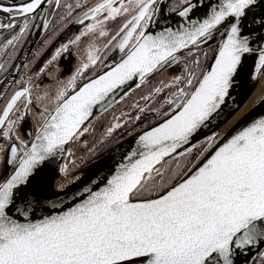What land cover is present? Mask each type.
I'll return each instance as SVG.
<instances>
[{"label": "snow or ice", "instance_id": "snow-or-ice-1", "mask_svg": "<svg viewBox=\"0 0 264 264\" xmlns=\"http://www.w3.org/2000/svg\"><path fill=\"white\" fill-rule=\"evenodd\" d=\"M161 3L0 0V35L11 33L0 55L32 27H49L45 6L65 8L62 21L86 8L72 21L82 29L39 73L89 41L55 94L36 97L52 107L37 108L43 122L30 140L18 129L34 106L32 87L22 85L0 112V264H264V115L228 138H199L235 89L264 76V0H177L169 11L181 22L154 33ZM164 73L131 119L154 118L110 173L67 202L45 196L48 163L73 155L66 145L90 131L95 110ZM124 123L116 117L105 138ZM59 171L67 175L69 164Z\"/></svg>", "mask_w": 264, "mask_h": 264}, {"label": "flooded vegetation", "instance_id": "flooded-vegetation-1", "mask_svg": "<svg viewBox=\"0 0 264 264\" xmlns=\"http://www.w3.org/2000/svg\"><path fill=\"white\" fill-rule=\"evenodd\" d=\"M165 1L166 9L170 13L169 9L177 4V0ZM4 2L9 3L11 2V0H4ZM66 2L75 5V3H77V0H66ZM96 2H98V0H87L88 5L94 4ZM85 10L86 8L77 9L73 12V15L71 17L62 21L61 17L64 16L67 11L65 8L55 10L52 7L45 6L44 11L47 12V16L45 18L50 22V24L47 29H44L42 27L41 34L32 45V49L30 50V52L27 54H23L25 47L29 42H31L36 27H32L29 34L15 47V49L9 48L7 50V54L0 55V63H4L6 65L5 70H0V112H2L4 106L11 99L12 95L17 90H19L22 85L30 86L33 89L32 98L34 106L30 107L25 121L22 122L18 129L21 138L25 140H30L34 136L36 128L39 127L43 122V118L40 115V112L37 111V108L42 110V108L46 104H48L50 108L52 107L49 104L48 100L38 101L36 97L43 96L46 92L49 94V97L54 95L57 89L61 87L62 83L66 82L68 77L79 66L81 61L86 58L85 49L89 42L87 39L83 40L80 43L79 47L71 46L69 52L64 53L55 62H53V64L48 65L44 73H39V69L47 65V61L55 53L56 49L59 48L62 44L66 43L68 40L73 39L75 35L78 34L79 30L82 29V25L73 24L72 21H75L77 17L81 16L82 12ZM39 22H41V19L38 17L36 20V24L38 25ZM109 27L115 29L116 25L112 24ZM10 35L11 33L5 30L3 34L0 35V44H2L7 38H10ZM105 42V40L97 41V43L101 47ZM104 55L108 56V53H104ZM111 59L112 57L108 56V60L110 61ZM20 60H22L21 67L12 78V71ZM100 71L101 68L98 65L95 69L90 70L86 75L95 76ZM157 77L158 75L154 79L150 78V82L144 86L140 98H138L136 101L124 102L123 105L119 107V109L122 111V114H128L127 116L123 115L124 117H127V123L124 124L121 130H116L109 138H105V130H102V133H104L103 136L97 139L96 142H94L88 149H85L83 151V160L81 163L84 164L82 166L73 169V164L71 163V161H69L70 158L66 154L63 165L65 163H70L69 173L67 175L72 174L74 171L96 160L97 157H95L94 154L97 152V148L109 145L117 141L120 142L121 140L140 131L143 124L148 123L151 119L154 118L153 114L149 112L147 114V118L140 122H134L131 119L137 114V110L134 105L138 103L139 105L143 106L145 104V101L141 99V97L147 95L150 90L154 88L161 80ZM29 79L31 80L30 84L28 83ZM129 93L123 96V99H125ZM123 99H120L117 103H121ZM18 103L19 106L23 108V101ZM113 106H111L104 113H107L111 108H113ZM156 107H158V101L150 102V109ZM10 116L12 119H15L16 113L10 114ZM27 133H30L31 136L26 135ZM124 135L126 137H123ZM0 144H4V146L7 147V142L2 139H0ZM88 151L90 152L88 153ZM10 171L11 169H9V172Z\"/></svg>", "mask_w": 264, "mask_h": 264}, {"label": "water", "instance_id": "water-1", "mask_svg": "<svg viewBox=\"0 0 264 264\" xmlns=\"http://www.w3.org/2000/svg\"><path fill=\"white\" fill-rule=\"evenodd\" d=\"M158 19L160 23L151 29L154 33L160 30L165 25L169 24L173 28H176L177 25L181 22V18L178 17L175 13H169L167 11L165 0H163V2L161 3V13ZM41 24L42 22L38 23V25ZM41 30L42 26L36 27L31 42L27 44L23 54H27L30 52V50L32 49V45L40 36ZM21 64L22 60H20L16 64L14 70L12 71V78L14 77V74L20 69ZM256 86L257 84L253 85L252 82L249 81L244 87H238L237 89H235L232 93L231 99L228 100L227 104L222 107L220 112L212 119L208 126L202 129L201 133L199 134V138L203 139L206 136L212 135L218 129L225 126L246 104ZM133 89L134 86L119 90L116 93V102H114L112 106L121 99V96H125ZM104 112V110L97 108L95 110L94 118L91 119V123ZM262 115H264V97L254 103L252 107H250L245 113L240 115L232 124H230L218 137V139L221 136L228 138L230 135L234 134L235 131H238L240 128L247 126V124L251 123L254 119ZM139 133L140 131L122 140L107 152H105L103 155H101L99 158L70 175L62 174L59 171V168L63 166L64 158L67 153H65L62 157L58 156L54 160L50 161L47 165V168L45 169V175L48 177V185L44 195L54 201L59 198L60 200H64L65 202H67L71 199L74 193L82 190L85 186L94 187L91 181L94 179H99L100 175H108L111 169H113L114 166L118 162H120L124 154L128 152L129 148L134 146L133 141L136 139ZM69 146L70 144L66 145V148L68 149ZM62 177L69 179V181L60 184L59 179H61ZM77 177H79V179H76ZM242 259L244 258H241V260Z\"/></svg>", "mask_w": 264, "mask_h": 264}, {"label": "rangeland", "instance_id": "rangeland-1", "mask_svg": "<svg viewBox=\"0 0 264 264\" xmlns=\"http://www.w3.org/2000/svg\"><path fill=\"white\" fill-rule=\"evenodd\" d=\"M167 77H168V73H164L163 75H158L157 78L165 79ZM144 86H142L140 89L134 88L132 90V92H130L126 96V98L122 100L121 103H116L113 106V108H111V109H115V108H117V109H115V110L110 109L107 113H103V115H101L100 117H98L97 119H95L91 123L90 131L88 133H86L83 137H81L80 140L74 141L70 144L68 149L73 153V155L71 157H69L70 158L69 161H75V165H73V169L78 168L84 164V163H81L83 160V157H82L83 151L85 149H88L94 142H96L97 139H99L100 137L103 136V134L106 132L107 128L110 127L115 122L116 117H121L122 123L126 120L127 117L123 116L122 111L119 109V107H121L124 102L136 101L138 98H140L141 92L144 89ZM124 124H126V123H124ZM102 130H105L104 133H102ZM120 130H121V128H120ZM123 137H126V136L124 135ZM92 149H94V148H92ZM90 151H88V153ZM69 165H70V163H69ZM2 178H3V176L1 175L0 179H2Z\"/></svg>", "mask_w": 264, "mask_h": 264}, {"label": "bare ground", "instance_id": "bare-ground-1", "mask_svg": "<svg viewBox=\"0 0 264 264\" xmlns=\"http://www.w3.org/2000/svg\"><path fill=\"white\" fill-rule=\"evenodd\" d=\"M264 97V76H262L260 78L259 83L257 84L255 90L253 91V93L251 94V96L249 97V99L247 100L246 104L241 108V110L223 127H221L220 129H218L215 133L218 134V137L225 131V129L232 124L240 115H242L243 113H245L250 107L253 106L254 103H256L257 101H259L260 99H262ZM217 137V138H218ZM59 183L63 184L69 181V179H66L65 177H62L61 179H59Z\"/></svg>", "mask_w": 264, "mask_h": 264}, {"label": "trees", "instance_id": "trees-1", "mask_svg": "<svg viewBox=\"0 0 264 264\" xmlns=\"http://www.w3.org/2000/svg\"><path fill=\"white\" fill-rule=\"evenodd\" d=\"M118 142V141H117ZM117 142L111 143L109 145L97 148V152L94 154L95 157H100L101 155H103L105 152H107L109 149H111L113 146H115L117 144ZM119 143V142H118ZM97 146V145H96ZM93 156V158H94ZM87 163V162H86Z\"/></svg>", "mask_w": 264, "mask_h": 264}]
</instances>
